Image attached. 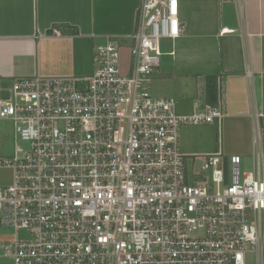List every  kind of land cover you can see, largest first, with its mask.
<instances>
[{
    "label": "built area",
    "instance_id": "obj_1",
    "mask_svg": "<svg viewBox=\"0 0 264 264\" xmlns=\"http://www.w3.org/2000/svg\"><path fill=\"white\" fill-rule=\"evenodd\" d=\"M181 34L178 0H141L126 72L108 38L89 76L13 81L0 119L26 146L0 159L13 171L0 186V226L13 231L0 258L264 264V157L242 171L238 155L181 153L180 126L219 123L222 112L206 105L184 115L149 91L161 41Z\"/></svg>",
    "mask_w": 264,
    "mask_h": 264
},
{
    "label": "crops",
    "instance_id": "obj_2",
    "mask_svg": "<svg viewBox=\"0 0 264 264\" xmlns=\"http://www.w3.org/2000/svg\"><path fill=\"white\" fill-rule=\"evenodd\" d=\"M140 1L0 0V91L10 92L14 80L91 75L94 50L108 38L130 48ZM178 13L181 37L162 55L196 66L219 54V73L206 72L187 91L192 111L208 105L222 112L217 147L205 153L238 155L252 166L255 155L264 157V134L258 138L264 130V0H178ZM52 28L61 35L53 36ZM14 145L12 122L0 119V159L12 157ZM12 176V169L0 168V186ZM4 231L0 226V243L13 239ZM0 264L12 263L0 258Z\"/></svg>",
    "mask_w": 264,
    "mask_h": 264
},
{
    "label": "rangeland",
    "instance_id": "obj_3",
    "mask_svg": "<svg viewBox=\"0 0 264 264\" xmlns=\"http://www.w3.org/2000/svg\"><path fill=\"white\" fill-rule=\"evenodd\" d=\"M171 42L172 41L170 40L161 41L160 44L162 53L171 50ZM216 51L217 50H215L214 53L209 54L206 57V59L208 58V60L204 62H202V59L200 58L199 61H196V66L194 63H190L188 64V66L179 62L176 63L174 58H171L167 55H162L160 57V66L157 69V71H161V74L159 76L155 75V78L151 79V82L149 83V91L151 93V96L156 98L173 99L177 103L178 112H183L182 114L184 115L192 114L194 111H192L191 105L194 101H190L191 99L190 97H188V92L191 93L190 83H192V80L194 81V83L202 82L203 78H201V75H206V72L208 71L219 73V54ZM119 54V69L121 70V72H126L130 65L129 49H127L126 47H119ZM203 59L205 60V57ZM203 63H208L207 65L209 66L206 67L200 65ZM183 71H185V73ZM164 74H166V76L168 75V78ZM185 80H189L188 90L184 85ZM198 101L199 100H197V102ZM196 112H199V110L196 109ZM178 135L180 152L183 154L196 155L199 153L208 152L210 149L217 147L220 139V130L216 123L198 124L195 126L184 124L180 126ZM11 138L13 140L12 134L9 139ZM14 143L15 145L17 144L18 146L23 148L26 146L25 143L18 140L15 136ZM250 169V162L243 161L241 170L250 171ZM3 229L5 230L4 232L11 234L13 237V231L11 229ZM23 235H25L24 232L18 233L19 237Z\"/></svg>",
    "mask_w": 264,
    "mask_h": 264
},
{
    "label": "water",
    "instance_id": "obj_4",
    "mask_svg": "<svg viewBox=\"0 0 264 264\" xmlns=\"http://www.w3.org/2000/svg\"><path fill=\"white\" fill-rule=\"evenodd\" d=\"M9 98V91H0V101L7 100Z\"/></svg>",
    "mask_w": 264,
    "mask_h": 264
}]
</instances>
